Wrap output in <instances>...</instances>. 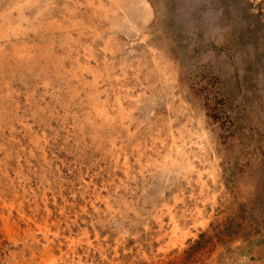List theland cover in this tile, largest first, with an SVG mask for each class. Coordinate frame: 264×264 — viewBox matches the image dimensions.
I'll use <instances>...</instances> for the list:
<instances>
[{
  "label": "rangeland",
  "instance_id": "1",
  "mask_svg": "<svg viewBox=\"0 0 264 264\" xmlns=\"http://www.w3.org/2000/svg\"><path fill=\"white\" fill-rule=\"evenodd\" d=\"M0 264H264V0H0Z\"/></svg>",
  "mask_w": 264,
  "mask_h": 264
},
{
  "label": "bare ground",
  "instance_id": "2",
  "mask_svg": "<svg viewBox=\"0 0 264 264\" xmlns=\"http://www.w3.org/2000/svg\"><path fill=\"white\" fill-rule=\"evenodd\" d=\"M70 10V9H69ZM78 13V12H77ZM62 23V22H61ZM91 29V28H90ZM95 31V30H94ZM99 32V31H98ZM82 37V36H81ZM18 47V46H17ZM25 48V47H24ZM6 50V49H5ZM78 51V50H77ZM87 52V51H86ZM7 53V52H6ZM51 53V52H50ZM5 54V53H4ZM2 63V62H1ZM62 64V63H61ZM58 66V65H57ZM73 72V71H72ZM60 75V74H59ZM81 81V80H80ZM8 93V92H7ZM2 99V98H1ZM38 106V105H37ZM102 106V105H101ZM103 111V110H102ZM123 113V112H122ZM105 114V113H104ZM106 115V114H105ZM13 116V115H12ZM97 116H99L98 114H97ZM108 116V115H107ZM111 116V115H110ZM129 117V116H128ZM99 118V117H98ZM106 118V117H105ZM127 118V117H126ZM108 119V118H107ZM112 120V119H111ZM110 121V120H109ZM105 122H106V120H105ZM30 127V126H29ZM115 140V139H114ZM113 140V141H114ZM21 215H22V213H21Z\"/></svg>",
  "mask_w": 264,
  "mask_h": 264
}]
</instances>
